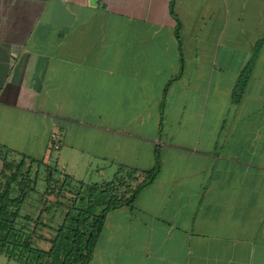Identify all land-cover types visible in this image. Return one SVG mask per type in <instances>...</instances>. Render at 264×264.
<instances>
[{
    "label": "crops",
    "instance_id": "crops-1",
    "mask_svg": "<svg viewBox=\"0 0 264 264\" xmlns=\"http://www.w3.org/2000/svg\"><path fill=\"white\" fill-rule=\"evenodd\" d=\"M0 148L89 183L159 165L90 264H264V0H0Z\"/></svg>",
    "mask_w": 264,
    "mask_h": 264
},
{
    "label": "trees",
    "instance_id": "trees-1",
    "mask_svg": "<svg viewBox=\"0 0 264 264\" xmlns=\"http://www.w3.org/2000/svg\"><path fill=\"white\" fill-rule=\"evenodd\" d=\"M251 71L252 65L240 79L235 102L242 98ZM158 174L159 165L147 171L122 167L110 181L89 183L0 148V255L17 264H90L107 215L133 206Z\"/></svg>",
    "mask_w": 264,
    "mask_h": 264
},
{
    "label": "rangeland",
    "instance_id": "rangeland-1",
    "mask_svg": "<svg viewBox=\"0 0 264 264\" xmlns=\"http://www.w3.org/2000/svg\"><path fill=\"white\" fill-rule=\"evenodd\" d=\"M41 188L43 189L44 188V186L43 185H41ZM50 202H55V199H54V197L52 198V200L50 201ZM55 211H54V209H52V211H51V213L49 214V216H52V214L54 213ZM56 221L58 222V221H60L61 219H60V217H61V212L59 211V212H57L56 213ZM1 264V263H0ZM11 264H17V263H11Z\"/></svg>",
    "mask_w": 264,
    "mask_h": 264
},
{
    "label": "built area",
    "instance_id": "built-area-1",
    "mask_svg": "<svg viewBox=\"0 0 264 264\" xmlns=\"http://www.w3.org/2000/svg\"><path fill=\"white\" fill-rule=\"evenodd\" d=\"M54 139H57V137L55 136ZM57 148H58V146H57Z\"/></svg>",
    "mask_w": 264,
    "mask_h": 264
}]
</instances>
